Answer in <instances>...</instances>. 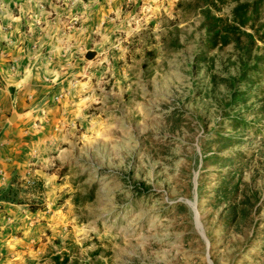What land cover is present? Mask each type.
I'll list each match as a JSON object with an SVG mask.
<instances>
[{
  "label": "rangeland",
  "instance_id": "1",
  "mask_svg": "<svg viewBox=\"0 0 264 264\" xmlns=\"http://www.w3.org/2000/svg\"><path fill=\"white\" fill-rule=\"evenodd\" d=\"M38 3L58 40L43 57L91 65L36 162L45 180L14 181L29 212L41 181L43 214L0 217V264H264V63L233 112L231 49L195 61L202 0Z\"/></svg>",
  "mask_w": 264,
  "mask_h": 264
},
{
  "label": "crops",
  "instance_id": "2",
  "mask_svg": "<svg viewBox=\"0 0 264 264\" xmlns=\"http://www.w3.org/2000/svg\"><path fill=\"white\" fill-rule=\"evenodd\" d=\"M46 16L38 0H0V190L13 177L45 180L36 162L58 127L72 121V81L85 77L83 67L91 65L83 58L87 50L84 62L75 54L62 56L59 47L57 60L43 57L54 41L58 44ZM41 213L29 212L25 205L0 204V217H10L17 228L29 218L39 223ZM6 230L11 232L8 226Z\"/></svg>",
  "mask_w": 264,
  "mask_h": 264
},
{
  "label": "trees",
  "instance_id": "3",
  "mask_svg": "<svg viewBox=\"0 0 264 264\" xmlns=\"http://www.w3.org/2000/svg\"><path fill=\"white\" fill-rule=\"evenodd\" d=\"M198 1V0H196ZM232 2L229 16L220 14L221 7ZM199 30L202 34L199 38L198 50L195 61L208 60L213 63L210 52L230 48L234 59L232 61L236 75L223 79L228 90L227 107L231 111L244 107L253 94L254 86L264 63V0H202L198 6ZM245 120L234 116L231 124L234 128L245 129ZM228 141L229 138H224ZM0 190V202L9 204H23L17 198L14 181ZM29 189L36 193V199L28 205L31 212L36 211L41 204L39 200L42 192L40 180H35ZM54 264H63L55 257Z\"/></svg>",
  "mask_w": 264,
  "mask_h": 264
},
{
  "label": "water",
  "instance_id": "4",
  "mask_svg": "<svg viewBox=\"0 0 264 264\" xmlns=\"http://www.w3.org/2000/svg\"><path fill=\"white\" fill-rule=\"evenodd\" d=\"M92 57V53L91 52H86V54L84 55V58L86 60L90 59ZM192 206V208L194 209V206L192 204H190ZM194 217L196 218L197 220V213L194 211ZM206 247H207V244H206ZM208 258V257H207Z\"/></svg>",
  "mask_w": 264,
  "mask_h": 264
}]
</instances>
